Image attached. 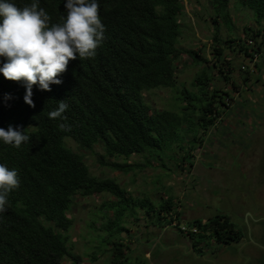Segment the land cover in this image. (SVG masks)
I'll return each instance as SVG.
<instances>
[{
    "label": "trees",
    "instance_id": "obj_1",
    "mask_svg": "<svg viewBox=\"0 0 264 264\" xmlns=\"http://www.w3.org/2000/svg\"><path fill=\"white\" fill-rule=\"evenodd\" d=\"M17 7L33 0H11ZM98 13L105 26L104 39L93 58L70 60L59 76L61 84L51 91L34 85L35 107L24 100L26 86L8 80L0 72V128L11 125L25 130L30 139L19 148L0 140V163L18 170L20 186L8 197L6 211L0 213V264H82V257L70 245L68 232L73 220L68 216L77 194L91 196L109 193L113 215L105 223L113 264H148L145 257H131L124 243L127 218L138 210L151 217L154 225L166 227L181 222V211L172 197L155 205L148 197H133L116 177L91 173L85 157L69 147L73 139L82 149L100 145L104 154L99 162L112 170L129 173L153 160L166 159L194 165L192 151L205 141L209 130L222 118V105L228 92L216 87V64L189 50L202 70L192 86L178 88L176 61L180 58L183 0H97ZM254 11L257 28L246 27L244 38L223 40L233 52L254 57L264 52V0H240ZM50 16V23L62 22L66 0H38ZM215 17H223L232 28L229 0H211ZM2 22V18H0ZM216 59L220 72L226 64L225 48L215 32ZM6 62L0 57V68ZM224 78L229 82L231 65L227 62ZM224 68V69H225ZM227 71V72H226ZM176 89V103L171 108L153 110L144 92L153 89ZM60 100L68 104L64 117L50 119L48 113ZM60 123L71 126L61 131ZM132 155H142L144 162L131 163ZM123 158L124 161L106 158ZM183 167V166H181ZM180 231L192 246L201 249L203 242L230 244L244 237L231 217L219 212L207 219L186 222ZM196 228L197 230H192ZM96 254L92 259H96ZM264 264V261L263 263Z\"/></svg>",
    "mask_w": 264,
    "mask_h": 264
},
{
    "label": "rangeland",
    "instance_id": "obj_2",
    "mask_svg": "<svg viewBox=\"0 0 264 264\" xmlns=\"http://www.w3.org/2000/svg\"><path fill=\"white\" fill-rule=\"evenodd\" d=\"M181 15V55L176 61L178 88L192 86L202 65L197 64L189 50L216 64V87L228 92L222 105V118L212 127L205 141L193 153L194 165L180 164L166 159L163 164L153 160L150 164L129 173L112 170L99 162L104 149H82L73 139L66 144L85 157L92 174L99 177H116L133 197H148L158 205L172 197L181 211V222L159 227L151 217L138 210V219L129 216L123 232L127 254L145 257L148 264H253L264 248V52L254 57L233 52L223 40L244 38L246 27L257 28L254 11L229 0L228 11L232 20L229 28L223 17H215L211 0H183ZM264 25V22L263 24ZM219 31L220 45L225 48V72L231 65L229 82L219 70L214 41ZM225 68V69H224ZM227 72V71H226ZM153 110L171 108L176 103V89L158 88L144 92ZM123 162V158H106ZM131 163L146 162L142 155H132ZM183 166V167H181ZM109 193L84 196L77 194L68 216L73 225L68 232L70 245L82 257V264H113L110 246L104 235V225L113 215L108 203ZM219 212L228 214L242 230L244 237L230 244L203 242L201 249L192 248L190 238L178 226L195 218L207 219ZM96 254V259L92 256ZM65 264H71L65 260Z\"/></svg>",
    "mask_w": 264,
    "mask_h": 264
},
{
    "label": "clouds",
    "instance_id": "obj_3",
    "mask_svg": "<svg viewBox=\"0 0 264 264\" xmlns=\"http://www.w3.org/2000/svg\"><path fill=\"white\" fill-rule=\"evenodd\" d=\"M66 16L62 22L50 23V16L39 7L38 0L17 7L11 0H0V57L6 62L0 72L8 80L26 86L24 100L35 107L33 86L51 91L52 84H61L59 76L67 70L70 60L93 58L104 39L105 26L99 16L97 0H66ZM68 104L60 100L49 112L50 119L63 118ZM70 131L66 123L58 125ZM25 130L9 126L0 128V140L19 148L28 142ZM18 170L0 163V213L6 211L9 194L19 188Z\"/></svg>",
    "mask_w": 264,
    "mask_h": 264
},
{
    "label": "flooded vegetation",
    "instance_id": "obj_4",
    "mask_svg": "<svg viewBox=\"0 0 264 264\" xmlns=\"http://www.w3.org/2000/svg\"><path fill=\"white\" fill-rule=\"evenodd\" d=\"M262 252V253H261ZM260 256L256 258V263L253 264H262L264 261V248L260 249Z\"/></svg>",
    "mask_w": 264,
    "mask_h": 264
},
{
    "label": "built area",
    "instance_id": "obj_5",
    "mask_svg": "<svg viewBox=\"0 0 264 264\" xmlns=\"http://www.w3.org/2000/svg\"><path fill=\"white\" fill-rule=\"evenodd\" d=\"M183 229L184 230H187V228L185 226H183ZM192 230L196 231L197 229L196 228H193Z\"/></svg>",
    "mask_w": 264,
    "mask_h": 264
},
{
    "label": "crops",
    "instance_id": "obj_6",
    "mask_svg": "<svg viewBox=\"0 0 264 264\" xmlns=\"http://www.w3.org/2000/svg\"><path fill=\"white\" fill-rule=\"evenodd\" d=\"M192 248H193V246H192Z\"/></svg>",
    "mask_w": 264,
    "mask_h": 264
},
{
    "label": "water",
    "instance_id": "obj_7",
    "mask_svg": "<svg viewBox=\"0 0 264 264\" xmlns=\"http://www.w3.org/2000/svg\"><path fill=\"white\" fill-rule=\"evenodd\" d=\"M124 236V235H123Z\"/></svg>",
    "mask_w": 264,
    "mask_h": 264
}]
</instances>
